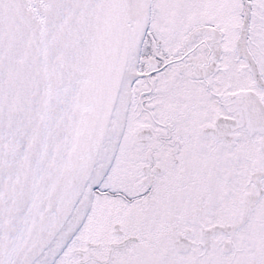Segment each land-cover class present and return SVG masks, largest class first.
I'll return each instance as SVG.
<instances>
[{"label": "snow or ice", "instance_id": "obj_1", "mask_svg": "<svg viewBox=\"0 0 264 264\" xmlns=\"http://www.w3.org/2000/svg\"><path fill=\"white\" fill-rule=\"evenodd\" d=\"M0 264H264V0H0Z\"/></svg>", "mask_w": 264, "mask_h": 264}]
</instances>
